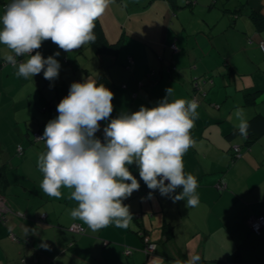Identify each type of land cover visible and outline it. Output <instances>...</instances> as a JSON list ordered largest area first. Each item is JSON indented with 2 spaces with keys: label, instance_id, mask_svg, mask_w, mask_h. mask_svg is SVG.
Masks as SVG:
<instances>
[{
  "label": "crops",
  "instance_id": "crops-1",
  "mask_svg": "<svg viewBox=\"0 0 264 264\" xmlns=\"http://www.w3.org/2000/svg\"><path fill=\"white\" fill-rule=\"evenodd\" d=\"M177 1L112 0L93 29L108 46L89 42L65 52L43 41L36 51L44 58L60 52L53 81L43 71L17 77L30 57L0 44V195L7 210L0 264H175L196 254L198 264H264V231L250 227L264 216V0ZM10 2L0 0V17ZM86 80L114 93L113 112L95 134L103 140L111 119L157 106L167 88L170 102L198 103L194 143L183 156L185 175L197 180L198 206L148 189L135 163L128 168L140 188L122 201L132 214L127 229L92 231L71 216L74 189L62 186L59 199L43 192L37 161L47 148L34 135L59 115L71 84ZM237 108L250 124L247 138L236 127Z\"/></svg>",
  "mask_w": 264,
  "mask_h": 264
},
{
  "label": "clouds",
  "instance_id": "clouds-1",
  "mask_svg": "<svg viewBox=\"0 0 264 264\" xmlns=\"http://www.w3.org/2000/svg\"><path fill=\"white\" fill-rule=\"evenodd\" d=\"M111 3L112 0H11L0 17V44L15 56L30 57L19 64L16 76L27 79L43 71L49 81L58 78L61 64L55 57L60 52L44 58L39 51L33 55V50L40 49L47 40L65 52L94 42V22ZM5 60L16 66L13 55ZM165 92L157 106H141L136 112L111 119L103 128L102 142L95 134L101 128L99 122L113 112L114 93L94 80L73 82L68 95L57 105L59 115L48 121L42 136L36 137L44 140L47 148L37 161L44 174L40 185L43 192L59 199L62 186L74 189L69 199L77 201L78 206L71 216L92 231L110 224L127 229L132 214L122 201L140 188L128 168L135 163L148 189L159 190L173 203L186 200V207L198 206L197 180L191 174L185 175L183 156L194 143L190 130L199 117V105L194 100L170 102L172 88ZM233 115L239 121V134L247 138L250 124L244 110L237 108ZM148 198H152V192ZM200 260L196 254L175 264H198Z\"/></svg>",
  "mask_w": 264,
  "mask_h": 264
},
{
  "label": "built area",
  "instance_id": "built-area-1",
  "mask_svg": "<svg viewBox=\"0 0 264 264\" xmlns=\"http://www.w3.org/2000/svg\"><path fill=\"white\" fill-rule=\"evenodd\" d=\"M260 47L264 53V41H262L260 43ZM35 50H33L34 52ZM42 136L40 133H35L34 137L35 139H37L36 137H40ZM101 141L103 142V138H100ZM42 140V139H40ZM23 146L19 145L18 146V152L19 153H23ZM235 151L237 153H239L240 149L239 147L235 148ZM7 212L6 210V205H5V198L3 196L0 195V218H3L5 216V213ZM250 227L252 228V230L256 233H261L262 231H264V216H260L256 219H254L253 221H251ZM72 230H82V229H78L77 227H72ZM157 245L155 243H150L147 245V252L149 253H153L156 249ZM126 253H131V249H126Z\"/></svg>",
  "mask_w": 264,
  "mask_h": 264
},
{
  "label": "trees",
  "instance_id": "trees-1",
  "mask_svg": "<svg viewBox=\"0 0 264 264\" xmlns=\"http://www.w3.org/2000/svg\"><path fill=\"white\" fill-rule=\"evenodd\" d=\"M194 2H195V0H178V3L182 4V5H184L183 3L192 4ZM93 33H94V35L96 37V39H95V41L93 43H94V45L97 48H100L101 46H104V45L106 46L107 45V42L101 38V35L97 32V30H94Z\"/></svg>",
  "mask_w": 264,
  "mask_h": 264
},
{
  "label": "rangeland",
  "instance_id": "rangeland-1",
  "mask_svg": "<svg viewBox=\"0 0 264 264\" xmlns=\"http://www.w3.org/2000/svg\"><path fill=\"white\" fill-rule=\"evenodd\" d=\"M178 2V1H177Z\"/></svg>",
  "mask_w": 264,
  "mask_h": 264
}]
</instances>
